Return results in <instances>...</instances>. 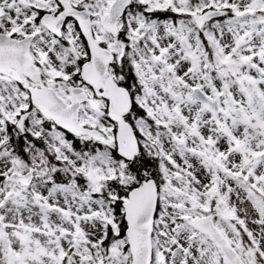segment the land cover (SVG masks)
<instances>
[{"label":"snow or ice","instance_id":"obj_1","mask_svg":"<svg viewBox=\"0 0 264 264\" xmlns=\"http://www.w3.org/2000/svg\"><path fill=\"white\" fill-rule=\"evenodd\" d=\"M0 264H264V0H0Z\"/></svg>","mask_w":264,"mask_h":264}]
</instances>
